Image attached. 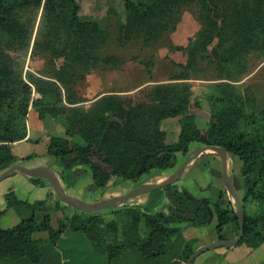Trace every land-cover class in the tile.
Instances as JSON below:
<instances>
[{"label": "trees", "instance_id": "16d2710c", "mask_svg": "<svg viewBox=\"0 0 264 264\" xmlns=\"http://www.w3.org/2000/svg\"><path fill=\"white\" fill-rule=\"evenodd\" d=\"M43 2L42 39L36 41L34 52L48 50L51 69L45 75L28 72L24 79L16 74L6 49L29 42L31 29L19 11L40 8ZM191 3L201 7L203 26L185 48L188 60L179 65L182 71L170 82L149 84L141 91L143 99L110 93L86 109L79 105L83 100L76 84L101 63H123L99 53L109 37L102 20L83 17L78 0H0V171L32 157L14 155L13 143L52 118H59L66 127L65 136L50 137L47 149L53 165L62 167V179L69 182L66 173L76 179L87 170L93 186L102 192L109 188L112 178L136 179L178 167V154L188 153L196 143L220 145L242 163L246 225L240 243L257 249L264 243V92L259 86L243 87L240 81L250 73L247 57L252 53L264 57V0H124L125 22L119 28V40L126 43L139 37L145 44L158 41L176 28L183 7ZM200 61L215 65L217 79H224L216 83V92L207 94L210 120L204 131L190 112L193 104L201 105L200 100L193 103L189 81L200 71ZM15 80L21 93L9 91ZM179 115L181 136L166 141L160 123ZM31 179L36 184L43 181ZM162 190L163 199L171 200L179 213H163L165 200L156 210H148L147 205L114 210L122 217L111 221L97 213L75 212L60 219L57 228L49 213L38 218V212L48 211L45 200L32 203L10 191L7 205L17 208L22 221L14 228H0V256L39 262L42 255L40 241L33 238L36 231H48L52 243H57L67 229L81 231L96 252L107 253L109 264L132 249L146 259L162 258L172 251L174 236L189 225L208 223L215 215L220 239L224 238L222 229L232 221L240 231L232 202L222 207L176 184ZM250 201L257 204L253 214L247 211ZM66 208L70 206L58 199L55 210ZM196 248V239L186 241L183 251L174 253L177 260L172 264L187 262Z\"/></svg>", "mask_w": 264, "mask_h": 264}, {"label": "rangeland", "instance_id": "374dc122", "mask_svg": "<svg viewBox=\"0 0 264 264\" xmlns=\"http://www.w3.org/2000/svg\"><path fill=\"white\" fill-rule=\"evenodd\" d=\"M81 5V15L85 18H99L102 20L104 27L108 33V40L105 45L100 49L99 53L102 57L114 56L120 59L119 65L101 63L98 67L92 69L87 73L84 80L79 81L75 89L78 96L83 100L79 105L88 109L94 105V102L101 96L116 93L124 96H131L134 99H143L142 90L147 88L149 84L153 83H166L170 82L171 78L178 75L182 69L179 65L186 64L188 60V54L185 48L190 44L191 39L195 38L196 34L201 30L203 26V19L201 16V7L197 3H191L183 7L180 14V18L176 25V28L170 30L162 37L151 44H145L139 37H135L127 41L126 43L119 40V28L122 23L125 22L124 13V0H78ZM44 2L40 8L29 7L27 9L19 11L22 20L29 25L31 29V38L29 42L22 47L10 46L6 49L7 53L14 60V68L16 74L24 79L27 77L28 72L35 73L37 75H45L51 69V55L48 50L41 48L37 52H34L35 43L42 39L40 34V21L43 14ZM247 75H245L240 81L243 87L248 85L259 86L264 92V57L260 54L252 53L247 57ZM146 64L148 66L146 67ZM200 71L193 73V76L189 81L191 82V90L193 92V103L197 100L201 101V105L193 104L190 112L197 116V123L199 127L204 131L208 126L210 120V105L207 100V94L216 92V83L223 81L224 79H217L219 70L213 64L206 61H200ZM17 80L9 85V91L17 90L22 92L21 88L17 85ZM37 96L36 92L33 93ZM182 116L168 117L161 121L160 130L165 133L166 141L173 142L180 138L182 132ZM52 135H66V127L59 118L48 119L44 126L39 129H35L33 133L34 138L50 137ZM209 144L196 143L190 149L194 150L200 146H206ZM188 153H179V166L186 158ZM221 159V155L217 151L209 152L201 157L194 159L185 169V172L181 179L177 181L176 187L180 189L187 188L195 196L210 197L212 201H216L218 195V188L222 187L221 180H215L209 173L212 168V160ZM34 160V159H33ZM32 160V161H33ZM31 163V162H30ZM242 163L230 156L229 159V173L231 178L236 182L240 188V196L244 197L245 188L240 177V169ZM60 176V169L55 165H52ZM82 167V166H81ZM87 167V166H86ZM83 167L85 170L89 169ZM177 168V167H176ZM176 168L166 169L163 171H154L151 174H144L142 177L136 179H117L112 178L109 182V188L102 192L101 189H97L93 186V178L90 172L80 173L79 182H81L80 190H76V187L70 188L67 183L62 179L66 191L70 194L74 193V197H79L88 201L104 200L114 195L123 194L142 182L151 181L157 182L164 180L169 176ZM210 168V169H209ZM218 171H221V167H217ZM10 181V180H9ZM3 182L8 185L10 191H14L16 196L20 199L34 200L36 195L30 193L26 186H21L19 189H13L11 182ZM203 182L210 186L209 190L200 192L197 190L195 183ZM90 183V188L83 191V187ZM4 187V186H3ZM226 191V188L224 187ZM81 191V192H80ZM161 193V197H158V202L165 201L164 190L158 189L153 191L154 195ZM81 193L82 197L78 195ZM148 195V194H145ZM144 195L130 199L123 204L116 207H108L97 213L104 217L106 221L118 219L122 217L121 214H115L113 211L117 209H125V207H140L139 199ZM235 209V200L229 196ZM167 201V200H166ZM161 203V202H160ZM146 207V205H142ZM68 210L56 209L52 213V223L59 226L60 219H66V215H71L75 212L84 213L82 210L74 207L67 208ZM148 210L150 208L147 207ZM171 210V204L163 205L161 211L163 213H169ZM257 210V204L253 201L247 203V211L249 214H253ZM86 212V211H85ZM43 212H38V218H43ZM222 235L228 237L230 235L229 227H225L222 231ZM114 264H139L138 258L134 255L124 254L121 260L115 261ZM140 264H146L140 262Z\"/></svg>", "mask_w": 264, "mask_h": 264}, {"label": "crops", "instance_id": "0c3cea01", "mask_svg": "<svg viewBox=\"0 0 264 264\" xmlns=\"http://www.w3.org/2000/svg\"><path fill=\"white\" fill-rule=\"evenodd\" d=\"M35 129L29 130L28 137L19 140L13 143L12 152L14 155L25 158L30 155L32 157L26 158L22 161L23 164L35 167L38 165H44L50 161V157L47 154L49 138L43 137L41 139L34 138L33 133ZM34 159V160H33ZM33 160V161H32ZM31 162V163H30ZM58 168L62 167L55 165ZM221 167V171L217 170V167ZM210 169V168H209ZM56 171V170H55ZM57 172V171H56ZM185 172V171H184ZM205 175H210L215 180L222 181V187L218 188V195L216 201L222 207H227L232 201L229 198L228 193L224 190V183L222 178V160L214 159L212 160V168L209 173L207 172ZM67 179L69 182H66L70 188L76 187V190H80V186L82 185L79 182V178L74 179V175L72 177L71 174L66 173ZM241 179V178H240ZM10 180V181H9ZM42 183L36 184L31 177L22 174L12 175L3 181L0 184H5L3 182H11L13 189H19L21 186H26L27 190L30 193H34L37 198L34 200L26 199L29 202H37V201H46L48 211H44L43 215L49 213L51 216L52 222V211L55 210L56 202L58 200L56 194L53 191L50 183L42 178ZM233 180V179H232ZM242 181V179H241ZM236 189L239 194L240 188L233 180ZM243 182V181H242ZM85 185L83 187V191L86 190L87 187ZM212 184H210L211 186ZM4 186V187H3ZM195 186L198 191L204 192L210 189V186L205 183L196 182ZM11 187V186H10ZM8 185H1L0 187V228L1 229H9L14 228L22 221V215L19 213L17 208L8 206L6 200V194L10 189ZM81 192V191H80ZM70 195L75 196L74 193H70ZM80 197H82L81 193H79ZM158 197H161V193L158 192V195H154L153 192L148 193V195H144L141 199H139V204L147 205L148 208L152 210H156L159 206ZM199 197V196H198ZM210 198V197H209ZM20 199V198H19ZM25 200V199H22ZM68 210L67 208L65 209ZM43 216V217H44ZM218 224V218L215 215L211 221L201 226L189 225L187 226L180 234L174 236L175 245L172 248V251L162 258H144L138 251L125 250L121 255L115 257L113 259V264L115 261L121 260L124 254H132L138 258L139 264L140 262H144L146 264H172L177 258L174 257V253H179L183 251V247L185 242L190 239L197 240V248L201 245L219 240V234L216 230V226ZM52 225L57 228L55 224ZM229 227L230 235L225 237L222 235V231L225 227ZM221 231V235L224 238H233L237 236L238 232L235 229V222L232 221L224 226ZM33 238L35 240L40 241V252L41 259L39 262H34L29 258H20L17 260H12L6 257L0 256V264H109L108 255L105 252H96L93 249V246L87 236L81 231H74L71 229H67L59 239L57 243L50 242V234L48 231H36L33 233ZM264 261V243L257 249H252L247 246L245 243H239L238 245L232 247H219L200 255L194 262V264H258ZM183 264L186 262L181 261Z\"/></svg>", "mask_w": 264, "mask_h": 264}, {"label": "water", "instance_id": "95a60500", "mask_svg": "<svg viewBox=\"0 0 264 264\" xmlns=\"http://www.w3.org/2000/svg\"><path fill=\"white\" fill-rule=\"evenodd\" d=\"M212 151H217L221 155L223 183L227 190V193L235 200V211L238 216L240 231L238 232L237 236L233 238L219 239L201 245L198 248H196L195 251L192 253V255L189 257V259L187 260V262L185 263V264H194L195 260L205 252H208L210 250L219 247H232L238 245L245 234L246 214H245L244 204L229 173L228 165L231 154L229 150L223 146L206 145V146L197 147L196 149L189 151L185 160L164 180L157 182L145 181L126 193L114 195L104 200L88 201L70 195L66 191L62 179L53 168L52 166L53 161L51 159L46 164L38 165L35 167H30L23 163H17L8 168H5L4 170L0 171V182L15 174H22V175H27L29 177L43 178L50 183L54 193L61 202L82 211L99 212L105 208L119 206L130 199L151 193L158 189H162L164 187H167L168 185L175 184L177 181L181 179L185 169L194 159L201 157ZM258 264H264V261Z\"/></svg>", "mask_w": 264, "mask_h": 264}, {"label": "flooded vegetation", "instance_id": "af4514ba", "mask_svg": "<svg viewBox=\"0 0 264 264\" xmlns=\"http://www.w3.org/2000/svg\"><path fill=\"white\" fill-rule=\"evenodd\" d=\"M179 189H180V188H179ZM226 192H227V190H226ZM191 193H192V192H191ZM192 194H193V193H192ZM193 195H194V194H193ZM228 195H229V194H228ZM229 196H230V195H229ZM196 197H198V196H196ZM198 198H200V197H198ZM168 203L171 204V210H170L169 213L167 212V214H171V213H179V212L176 210L175 205L172 204L173 202H172L171 200L168 199L166 204H168ZM184 216L187 217L188 215L185 214ZM211 220H212V219H211ZM211 220H210V221H211Z\"/></svg>", "mask_w": 264, "mask_h": 264}]
</instances>
